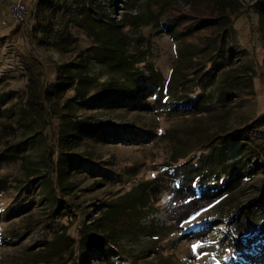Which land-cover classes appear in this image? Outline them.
<instances>
[{
    "label": "rangeland",
    "instance_id": "obj_1",
    "mask_svg": "<svg viewBox=\"0 0 264 264\" xmlns=\"http://www.w3.org/2000/svg\"><path fill=\"white\" fill-rule=\"evenodd\" d=\"M15 1L0 0V24L9 22L0 27V152L40 135L25 146V160L0 161V264H78L83 226L134 188L146 205L133 218L123 215L122 227L110 236L117 247L111 264H264V203L252 201L264 190V162L253 166L252 158L225 168L226 180L217 185L190 180L209 142L264 116V0H90L105 18L134 23L118 33L132 58L128 79L95 60V38L67 22L73 0H25L28 15L19 24L9 21ZM218 10L232 17L228 35L217 40L228 61L211 53L215 28L181 33L200 19H219ZM68 65L97 87L83 103L72 91L40 100L56 70ZM227 70L235 89L229 100L205 98L197 77ZM170 75L174 95H159L156 85ZM111 84L116 90L105 98ZM19 116L31 127L26 134L16 125ZM68 121H87L90 130H73ZM22 163L33 168V184ZM44 175L46 187L39 179ZM49 202L61 207V215L48 214ZM241 205L249 208L239 214ZM62 232V251L39 257ZM230 236L243 247L238 255ZM83 254L90 264H109L103 250Z\"/></svg>",
    "mask_w": 264,
    "mask_h": 264
},
{
    "label": "trees",
    "instance_id": "obj_2",
    "mask_svg": "<svg viewBox=\"0 0 264 264\" xmlns=\"http://www.w3.org/2000/svg\"><path fill=\"white\" fill-rule=\"evenodd\" d=\"M86 5L88 6L87 8H85ZM79 6L81 7V11H79L77 15V7ZM98 8L99 7L90 2V0H73L71 7L68 9L69 15L67 18V22L73 24L75 27L82 25L85 31L89 33V36L95 38L98 44V46L95 47V60H97L98 62L107 61L111 67L118 70L123 74L124 77H127L128 79V77L131 76L132 73V64L129 63V60H131L132 58L129 55H126V51L124 47H122V44L118 38V33L120 32L121 28L127 25L126 23H128L129 26H133L134 23L130 20H126L128 22L124 20L115 22L113 20L105 18L101 13V10H98ZM58 9L59 5L56 3L54 5L53 13L56 14ZM216 15L220 18L200 19L198 21V25L196 24V28L186 26L181 33L184 37H186L190 36L191 33H193L192 31L195 32L203 30L205 28H215L216 32H214V30L211 32V34L215 35V38H212L211 41V53H213V55L215 53V55H219L216 57V59L227 60L226 57H222V55H225L223 52L219 53L217 40L218 38L228 35L229 27H231L232 24V17L221 16V14H219V10ZM30 16H32V13L30 14ZM77 18H79V20ZM171 21H176L177 25L183 23L181 20H179L178 17H172ZM70 68L71 65H68L59 67L56 70L54 83L51 85L50 90H44L40 92V100H46L47 98H45V94L47 93L49 95L59 97L64 95L68 91H72L73 98L76 103L77 100L79 101L78 103H83L85 101L88 93L95 89L97 86L93 81H91L81 73L72 74ZM173 73H171L172 76ZM230 74L231 71L227 70L219 73L210 71L205 74L201 73L200 76L197 75L198 77L196 80L203 81L200 90L202 92H205L203 94L205 95V98H212L213 96H216L220 103H226L229 100L230 95L235 92L233 83L230 81L232 78ZM171 75L164 82V84L160 83L156 85V89L158 90L159 95L163 90L168 92L169 95H174V92L172 93V90L174 89V78ZM175 83L177 85V83H179V80H176ZM115 86L116 85L111 84L107 87V89L103 90V95L105 98L108 97L111 92L116 90ZM72 101V99L66 100L65 105L67 108ZM22 118V116H19V118H17L16 125L18 128L22 129V131L24 130L23 132L24 134H26V130L30 129L31 127L24 122L22 124ZM88 124L89 123H87V121H80L78 123L74 121H68L65 125L72 126L73 130L77 129L78 127L85 130H90ZM39 135L40 134H36V137H27L23 141L5 148L0 152V161L10 158L12 160H25L26 157L23 158V156H21V153L24 151L25 146L32 140L33 142L35 141V139L37 140V137ZM39 141H42V139L38 140V142ZM204 151L206 153L202 154L201 157L196 162H194V164H192L190 170V172L192 171V176L190 179L191 182L195 181V179L198 178L199 181L202 182H200L201 185H217L219 182L223 183V181L226 180L227 177L225 168L232 169L240 162L244 161L245 163L249 164L250 162H252V158H254V164L252 163L253 166L260 164V162H264V116L252 122L251 124H248L241 132L234 131L228 134V136H226V139H222L220 142H209ZM179 158L183 157L179 156ZM42 160L43 168L45 170L50 169L51 165L49 163V152L47 146L44 154L42 155ZM61 160L64 162L61 171V176L63 177L61 179H64V175L68 170V164L70 160L68 157L67 159L63 158ZM21 169L23 170V174L27 179V184H33L36 181V178H34L33 168L26 166L25 163H22ZM39 179L40 182L42 181V184L45 187L50 182H47L45 175L40 176ZM230 181L231 179L225 181L226 184H224V188L228 187ZM138 191L139 190L137 188L130 190L125 195L119 197L116 202L108 204L107 208L102 211L101 215L98 218L83 226L81 230L82 238L80 241V245L82 246V254L79 258L78 264H90L83 253L91 249L103 250L104 256L107 258L109 264H111V258L115 257L113 251L116 250L117 247L114 245H110V236L114 235L115 231L118 230L120 226L122 227V221L123 219H125L123 215L126 216V218L128 216L129 218H133L134 214L138 213L141 209H144L146 205L147 200L145 195L139 193ZM211 191L212 194L210 195V197L212 198L215 195V190ZM252 201H255L256 204H263L264 190L261 191V193L255 198H253ZM52 202H49L50 211L48 212V214L61 215L59 213L61 207L58 206L57 208H52ZM251 204H253V202L248 203V205ZM248 205H241V207L238 208L236 212L240 214L245 208H249ZM237 213L234 215H237ZM55 236L56 237L53 239V242L50 243V246L45 244L46 246H44V248L38 254L39 257L55 256L62 251L65 241V235L62 232L60 234H56ZM230 237L233 240V245H236L237 247L234 253L238 255L243 247L242 245L237 244V241L234 240V237ZM45 253H47L48 255H45Z\"/></svg>",
    "mask_w": 264,
    "mask_h": 264
},
{
    "label": "built area",
    "instance_id": "obj_3",
    "mask_svg": "<svg viewBox=\"0 0 264 264\" xmlns=\"http://www.w3.org/2000/svg\"><path fill=\"white\" fill-rule=\"evenodd\" d=\"M25 0H16L9 6V21L10 23H23L28 15V11L24 6ZM9 22H1L0 27L7 26Z\"/></svg>",
    "mask_w": 264,
    "mask_h": 264
},
{
    "label": "snow or ice",
    "instance_id": "obj_4",
    "mask_svg": "<svg viewBox=\"0 0 264 264\" xmlns=\"http://www.w3.org/2000/svg\"><path fill=\"white\" fill-rule=\"evenodd\" d=\"M195 250H196V249H195V246H194L193 251L195 252Z\"/></svg>",
    "mask_w": 264,
    "mask_h": 264
}]
</instances>
